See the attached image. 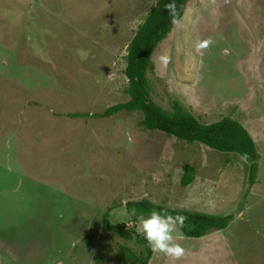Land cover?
<instances>
[{"label": "rangeland", "instance_id": "rangeland-1", "mask_svg": "<svg viewBox=\"0 0 264 264\" xmlns=\"http://www.w3.org/2000/svg\"><path fill=\"white\" fill-rule=\"evenodd\" d=\"M156 1L0 0V264L146 258L125 209L141 200L232 216L199 239L174 232L185 254L150 249L147 264H264V0H188L148 73L165 112L176 101L203 125L247 132L252 184L239 157L142 130L139 112L92 116L129 100L127 47ZM106 214L144 245L105 230Z\"/></svg>", "mask_w": 264, "mask_h": 264}, {"label": "trees", "instance_id": "trees-1", "mask_svg": "<svg viewBox=\"0 0 264 264\" xmlns=\"http://www.w3.org/2000/svg\"><path fill=\"white\" fill-rule=\"evenodd\" d=\"M188 0H175V17L165 8L172 0H157L155 6L147 13L143 23L138 26L135 36L129 43L126 51V67L124 70L127 79V87L124 90L129 100L125 103L107 108L100 115H92L95 118H109L118 113L142 114L140 127L145 131H158L167 137L175 138L179 142L188 145L200 144L224 155H234L248 166V179L252 184L257 170L259 155L256 152L254 142L247 132L235 121L224 118L221 121L203 125L191 114L184 111L181 105L173 101L172 112L168 113L155 105L150 98V86L148 73L153 69L152 54L156 47L164 41L172 31L173 26L182 16V9ZM78 117L80 115H73ZM185 174L181 179V185L186 187L193 182V168L186 166ZM126 212L132 215H147L152 209L176 216L181 215L184 220L183 236L192 239L204 237L210 231L225 230L232 220V216H212L191 213L185 210H168L154 206L147 200L129 202L125 205ZM102 227L105 230L117 231L121 237L134 243L144 245V241L137 236H131L122 227H113L104 215ZM146 258L137 257L130 264H147L151 256V250L146 249ZM124 264V263H123Z\"/></svg>", "mask_w": 264, "mask_h": 264}, {"label": "clouds", "instance_id": "clouds-1", "mask_svg": "<svg viewBox=\"0 0 264 264\" xmlns=\"http://www.w3.org/2000/svg\"><path fill=\"white\" fill-rule=\"evenodd\" d=\"M166 10L175 17V0L165 6ZM246 159V157H241ZM133 210L132 215H135ZM181 215L172 216L157 209H152L146 216L139 215L136 224L140 235L146 245L153 251L160 253L173 260L181 258L185 254V249L175 242L173 233L183 229L184 220Z\"/></svg>", "mask_w": 264, "mask_h": 264}]
</instances>
